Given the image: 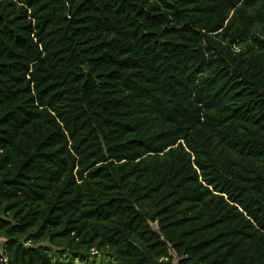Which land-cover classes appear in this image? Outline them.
<instances>
[{"label":"trees","instance_id":"1","mask_svg":"<svg viewBox=\"0 0 264 264\" xmlns=\"http://www.w3.org/2000/svg\"><path fill=\"white\" fill-rule=\"evenodd\" d=\"M264 264V0H0V264Z\"/></svg>","mask_w":264,"mask_h":264},{"label":"rangeland","instance_id":"2","mask_svg":"<svg viewBox=\"0 0 264 264\" xmlns=\"http://www.w3.org/2000/svg\"><path fill=\"white\" fill-rule=\"evenodd\" d=\"M175 264V263H174Z\"/></svg>","mask_w":264,"mask_h":264}]
</instances>
